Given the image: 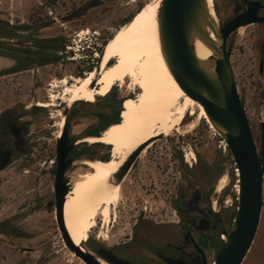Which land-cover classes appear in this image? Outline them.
Listing matches in <instances>:
<instances>
[{"label":"rangeland","instance_id":"1","mask_svg":"<svg viewBox=\"0 0 264 264\" xmlns=\"http://www.w3.org/2000/svg\"><path fill=\"white\" fill-rule=\"evenodd\" d=\"M156 1L158 0H0V17L16 25L31 24L34 37L38 38L36 34H39L42 39L51 40V44L54 37L63 36L65 49L66 46L71 48L69 58L49 66L39 65V71L38 64H32L31 68H25L16 74L0 71V75L4 74L0 77V91L5 92L8 98L23 99L22 106L38 101V105L48 106L27 115L31 123L29 138L32 145L28 147L30 151L19 158L0 178V220H10V226L5 223L0 229L17 228L15 236L21 235L19 230L24 234L18 238L13 235L17 242L8 237L6 249L3 241L7 239L1 238L0 256L3 253L8 254L14 261L19 259L17 254L21 256L20 248L29 247L34 250L31 252L32 257H29L31 264H86L66 246L55 219V212L47 208L53 191L52 176L46 169L50 159L56 155L57 136L65 124V102L71 106L74 102L82 100L61 103L63 88L81 81L83 77L76 76L89 66H96V52L100 53L106 40H110L118 28L139 9ZM215 4L217 9L221 8L223 15L228 10L227 7L223 9V0H215L214 7ZM218 21L220 25L219 18ZM39 28L41 29L38 30ZM15 41L21 42L22 38ZM229 44L233 45L231 59L239 92L245 100L247 114L260 147L264 124V25L249 24L240 27L229 37ZM16 70L19 69L11 71ZM16 78L22 84H16ZM119 83L116 85L122 86V94H132L126 98L137 97L138 90H131L126 81ZM1 100L0 96V104L3 106ZM197 112V105L190 106L184 118L192 115L191 120L184 123L191 122ZM74 123L75 132L87 124L81 120ZM193 131L194 135L190 133L188 139L198 154L200 174L204 177L205 185L213 191L215 199H220L224 212L233 218L237 212L239 190V172L234 156L226 141L206 118L201 119ZM167 139L170 141L169 135L145 149L143 155L153 153L152 150L157 144H169ZM184 145L186 147V143ZM113 147L111 146V158L114 151L119 155L118 150ZM91 172V168L87 172H74L72 185L73 178H83ZM223 180L224 187L218 189ZM128 183L126 179L121 188L116 220H112L105 228L103 221L97 220L93 235L108 233L109 236L108 240H104L99 234V241L103 240L109 245L116 244L131 233L140 213L139 209L135 208V198L148 196L133 195L128 191ZM170 200L168 195L166 206L163 201H159V209L147 213L156 216L158 220L177 219L170 207ZM214 245L216 250H220L223 243L217 240ZM215 259L212 258V263ZM243 264H264V205L256 239Z\"/></svg>","mask_w":264,"mask_h":264},{"label":"flooded vegetation","instance_id":"2","mask_svg":"<svg viewBox=\"0 0 264 264\" xmlns=\"http://www.w3.org/2000/svg\"><path fill=\"white\" fill-rule=\"evenodd\" d=\"M250 4L258 6V16L264 17V0H223V9L226 7L228 9L226 12L224 10V15L221 12V8L217 9L215 4L220 26H224L230 19L247 11ZM6 21L14 25L16 29H14V36L0 38L4 50L11 51V48L14 47L25 50L21 54L22 57L14 58L8 56L14 59V66L12 68L20 66L25 69L31 68L30 65L32 64H38L37 71H39V65L49 66L64 60L66 57L69 58L68 54L71 48L70 46H66L67 48L65 49L66 44L62 43L63 36L54 37L52 40L53 44H51V40L42 39V36L39 34H36L38 38H35L31 24L16 25L12 21ZM252 24L264 25V22ZM25 25L29 26V28H20V26ZM18 38H22V41L16 42L15 40H18ZM108 40L109 38L105 44ZM227 43L229 44V39ZM98 45L101 46L102 44ZM231 49L233 50V45ZM97 53L99 52L97 51ZM56 56H59V59H56ZM114 60V58H111L108 63L112 64ZM98 61L96 66H98ZM96 66H89L76 77H83V74L85 76L86 73ZM16 84L20 85L22 82L17 79ZM112 88L111 91L105 94L106 96L97 94L93 100L78 98L88 101L76 99L78 101L74 102L71 106H68L67 102L61 100V103H66L64 106V127L66 122H68V138L69 144L72 146L66 158V160L71 161L67 165L64 174V180L69 189L68 194L73 186L72 175L74 172L89 171L90 168L92 169L89 162L93 160L106 161L111 159L112 144L103 141L91 142L86 140V138L88 136L101 137L107 128L122 121L124 102L127 98H132H126V96L132 94H122V86L116 84ZM38 102L33 104L30 102L22 106L24 100L18 98L14 105L7 107L0 113V178L3 173L13 167L19 158L30 151L28 147L32 145L29 138L31 123L27 115L38 109L48 107L40 106ZM191 117L192 115L186 116L182 120L181 125L186 126L187 124L184 122L191 120ZM80 120L87 122V124L80 131H73L74 122L77 123ZM263 131L264 126L262 125V133ZM157 132H161V129L157 128L155 134ZM190 133H192V136L194 135V131ZM190 133L180 135L174 132L169 135L170 141L167 139L169 144H157L152 150L153 153L143 155L145 149H148L154 143H158V141L167 136H160L159 134L156 138L147 142L143 150L134 158L125 177V180L128 179L129 181L128 191L130 193L148 196V198L143 196L135 198V208L139 209L140 213H138L131 233L128 237L116 242V244L109 245V243H105L103 240L99 241L100 237L98 235L101 233L94 236L92 232L84 243L86 249L106 261L108 260L99 254V249L102 247L112 250L118 258L129 260L134 264H212V258H216L219 252V250L215 249L214 244L217 240L223 243L225 232L231 229L236 213L233 218L226 214L222 209L220 199H215L213 191L205 185L204 177L200 174L198 154L193 144L189 143L188 135ZM60 137L61 135L57 136L56 155L50 159V164L46 169V172L52 176L51 189L53 191L52 197L48 200L47 208L55 212L56 222V174L59 164L57 144ZM114 156L118 159L122 158L120 155H116L115 151ZM168 195L171 198L169 202L170 207L174 210L177 219L158 220L156 216L147 213L159 209V201H163V204L166 206ZM5 223L10 226V220H0V226ZM16 229L12 228L9 230V227L6 230L0 229V239L4 237L7 239L5 242L3 241L5 249L7 248L8 237H12V241L17 242L13 238V235L16 238L24 236L20 230L19 233L21 235L15 236L16 231H18ZM20 251L21 256L15 254L19 259L14 261L13 257L10 258L8 254L3 253L0 256V264H3V262L4 264H31L29 257H32L31 252L34 250L29 247H22ZM26 253L30 254V256Z\"/></svg>","mask_w":264,"mask_h":264},{"label":"bare ground","instance_id":"3","mask_svg":"<svg viewBox=\"0 0 264 264\" xmlns=\"http://www.w3.org/2000/svg\"><path fill=\"white\" fill-rule=\"evenodd\" d=\"M161 1L142 7L123 23L105 44L99 65L80 82L63 88L64 101L78 98L93 100L97 94L105 95L115 84L124 81L131 90H138L136 98H127L124 102L123 119L119 124L107 128L101 137L86 138L91 142L103 141L114 145L122 158L114 156L106 161H91L92 172L83 178L73 179L65 203V222L73 241L84 249V241L97 226L98 219L103 221L104 228L115 221L126 177L125 174L121 178L120 174L135 150L159 134L167 136L177 132L184 135L195 130L201 119L206 118L210 122L204 107L187 95L169 67L160 34ZM214 3L215 0H207V7L216 22ZM205 27L211 32L209 26ZM212 36L218 41L213 32ZM192 44L197 57L213 72L215 63L210 64V59L217 57V53L197 34H194ZM96 55L101 56L99 53ZM111 58L115 60L109 64ZM194 105L198 106L197 115L182 126L187 109ZM157 128L161 132L155 134ZM224 181L218 189L224 187ZM101 237L104 240L109 238L108 233L101 234ZM99 261L111 264L102 258Z\"/></svg>","mask_w":264,"mask_h":264},{"label":"water","instance_id":"4","mask_svg":"<svg viewBox=\"0 0 264 264\" xmlns=\"http://www.w3.org/2000/svg\"><path fill=\"white\" fill-rule=\"evenodd\" d=\"M257 11L258 6L250 4L247 11L230 19L221 27L219 21L215 22L212 18L207 0H162L159 8L162 46L169 67L187 95L204 107L211 124L226 141L239 170L237 212L231 229L225 232L223 245L212 264H243L256 239L262 218L264 131L259 147L247 114L245 100L239 92L231 59L232 44L227 43L230 35L240 27L264 22V17L258 16ZM205 25L209 26L211 32ZM212 32L218 41L213 38ZM194 34L199 35L217 53V57L210 59V64L215 63L213 72L197 57L192 44ZM100 54L98 65L104 48ZM146 144H142L129 157L122 168L121 178ZM71 148L66 122L57 144V222L64 242L72 252L86 264H101L100 257L76 244L67 230L64 209L69 189L64 174L71 161L66 160ZM99 254L112 263L134 264L118 258L112 250L104 247L99 249Z\"/></svg>","mask_w":264,"mask_h":264},{"label":"trees","instance_id":"5","mask_svg":"<svg viewBox=\"0 0 264 264\" xmlns=\"http://www.w3.org/2000/svg\"><path fill=\"white\" fill-rule=\"evenodd\" d=\"M20 28L28 29L29 26H27V25L20 26ZM14 29H16V27L14 25H12L8 21L0 18V38L14 36L15 35ZM3 47H4L3 43H2V41H0V54L1 55L11 56V57H14V58L15 57H22L21 54H23L25 52V50L20 49V48H16V47L11 48V51H5ZM55 58L59 59V56H56ZM14 69H23V67L16 66V67L12 68V70H14ZM85 101H87V100H85ZM121 119H122V116H121Z\"/></svg>","mask_w":264,"mask_h":264},{"label":"crops","instance_id":"6","mask_svg":"<svg viewBox=\"0 0 264 264\" xmlns=\"http://www.w3.org/2000/svg\"><path fill=\"white\" fill-rule=\"evenodd\" d=\"M14 66V59L8 56L0 55V71H3L4 73H18V71H11L12 67ZM4 75V74H3ZM3 75H0L3 76ZM5 92L0 91L1 101L4 104L3 106L0 104V113L6 109L7 107H10L11 105H14L16 100H12V98H8ZM6 98V99H5ZM11 101V102H9Z\"/></svg>","mask_w":264,"mask_h":264}]
</instances>
